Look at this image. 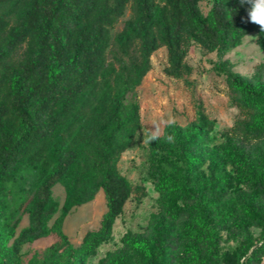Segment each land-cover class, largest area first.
I'll return each instance as SVG.
<instances>
[{
  "label": "trees",
  "instance_id": "16d2710c",
  "mask_svg": "<svg viewBox=\"0 0 264 264\" xmlns=\"http://www.w3.org/2000/svg\"><path fill=\"white\" fill-rule=\"evenodd\" d=\"M129 5L132 15L113 33ZM248 8L240 0H212L207 14L200 0H0V264H88L98 254L127 201L145 193L119 161L142 126L132 94L152 54L165 46V73L186 78L194 43L227 52L256 32L264 50ZM226 75L241 118L213 147L216 119L199 99L195 120L150 144L162 152L150 170L161 204L154 233L128 230L126 250L100 264H263L264 62L249 78ZM101 190V225L76 248L65 220ZM24 214L29 223L19 229ZM53 234L59 239L43 255L25 259V244ZM224 235L237 244L225 249Z\"/></svg>",
  "mask_w": 264,
  "mask_h": 264
},
{
  "label": "rangeland",
  "instance_id": "374dc122",
  "mask_svg": "<svg viewBox=\"0 0 264 264\" xmlns=\"http://www.w3.org/2000/svg\"><path fill=\"white\" fill-rule=\"evenodd\" d=\"M211 4L212 0H200L205 14ZM131 15L132 7L129 5L113 33L122 29L124 21ZM186 60L193 69L190 75L186 78L169 76L164 71L167 65V49L165 46L160 47L152 54L150 71L132 94L140 102L142 126L132 145L123 152L119 167L134 185L142 186L145 193L142 194L143 189L135 192L127 201L123 213L115 222L112 239L100 245L98 254L92 257L88 264H100V259L108 252L125 251L122 237L128 230L147 235L154 233L156 220L160 218L161 204L160 193L155 188L150 170L153 163L160 160L162 152L155 153L150 145L143 144V132L150 129L155 122L160 124L161 136H164L169 128L164 122L170 117L175 118V124L187 126L195 120L197 103L201 99L205 111L216 119L211 144L213 147L221 145L227 130L241 118L239 108L233 105L230 99L226 70L231 69L244 77H251L256 66L264 62V50L257 43V33L250 32L244 37L241 45L227 52H211L194 43ZM53 193L63 203L64 186L56 184ZM240 198L243 196L236 194L234 200ZM106 210V199L102 190L92 201L72 209L65 220L64 231L76 248L81 245L87 231L100 227ZM28 223V214H24L19 229ZM252 231L257 238L260 237V228L252 227ZM58 239V236L53 234L25 244V259L28 260L35 253L43 255ZM236 244V241L228 240L224 235L225 249Z\"/></svg>",
  "mask_w": 264,
  "mask_h": 264
},
{
  "label": "clouds",
  "instance_id": "9594fccd",
  "mask_svg": "<svg viewBox=\"0 0 264 264\" xmlns=\"http://www.w3.org/2000/svg\"><path fill=\"white\" fill-rule=\"evenodd\" d=\"M241 5H249L248 22L258 25L260 30L264 32V0H240ZM166 126L172 127L176 121L174 117H170L164 122ZM162 134L161 126L159 123H153L152 127L143 132V144L150 145L160 139ZM166 142H174V134H169L165 137Z\"/></svg>",
  "mask_w": 264,
  "mask_h": 264
}]
</instances>
